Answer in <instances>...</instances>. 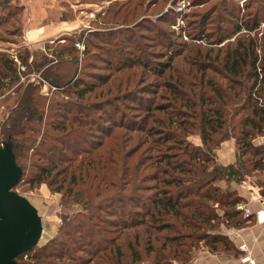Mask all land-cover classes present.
<instances>
[{
	"label": "trees",
	"instance_id": "16d2710c",
	"mask_svg": "<svg viewBox=\"0 0 264 264\" xmlns=\"http://www.w3.org/2000/svg\"><path fill=\"white\" fill-rule=\"evenodd\" d=\"M171 11L166 12L173 13L175 22L177 12ZM213 11L203 13L199 22H186L188 40L171 28L174 22L170 20H161L169 32L145 24V29L165 39L156 42L164 48L158 53L160 59L151 60L156 55L148 50L151 44L143 34L132 32L118 38L116 48L127 44L131 50L122 53L118 47L111 52L119 61L107 66L111 73L93 77L98 83L84 82L76 75L78 61L72 54L75 48L69 43L73 41L70 36L64 38L68 43L47 64L44 49L40 53L29 48L19 51L27 71L33 68L32 73H38L61 94L74 95L79 101L52 100L49 110L54 114L49 117L60 120H45L43 128H28L40 139L19 137L24 135L25 125L16 129L4 124L0 127L1 142L14 155L22 169L21 178L29 185L47 182L54 192L61 193L66 204L80 208L63 216L51 239L16 256L18 264H140L143 257L148 264H186L199 242L211 247L228 245L225 236L212 231L221 225H243L248 217L235 209L244 198L232 184H240L256 172L254 180L264 194V145L252 143L256 135L264 134V103L255 98L264 101V34L257 36L262 19L257 14L245 13L237 21L228 10L231 18H224V22L229 26L218 27L220 36L214 42L210 39L214 34H208L204 27ZM8 21L5 17L0 23ZM96 34L89 33L87 38ZM233 36L232 41L216 45ZM190 47L192 55L182 56ZM84 54L89 50L84 49ZM60 58L68 63L62 72ZM53 62L56 65L44 70ZM140 67L163 78L161 94L148 86L155 84L149 82L137 93L134 87L116 95L122 84L138 77L136 68ZM219 79L226 81L225 86ZM17 82L15 61L0 52V90ZM24 86L23 93L18 91L19 85L13 89V94L17 92L15 103L19 97L18 104H38L39 80H29ZM33 92L38 93L32 97ZM142 92L148 96L143 98ZM101 96L106 98L90 102V98ZM156 96L163 102L155 103ZM128 98L135 100L136 109L146 112L142 120H125L119 106L113 107L122 113V119L89 118V111L107 114L104 107L112 105L111 99L124 105ZM154 111L162 112L167 120H149ZM27 114L26 120L32 119L37 109L33 106ZM36 121L43 120L38 117ZM188 127L199 128L201 145L188 140ZM232 137L236 160L223 165L216 150ZM36 143L39 148L26 164L23 152Z\"/></svg>",
	"mask_w": 264,
	"mask_h": 264
},
{
	"label": "rangeland",
	"instance_id": "374dc122",
	"mask_svg": "<svg viewBox=\"0 0 264 264\" xmlns=\"http://www.w3.org/2000/svg\"><path fill=\"white\" fill-rule=\"evenodd\" d=\"M178 1L179 0H0V21L2 19H5V17H7L9 20L5 24L0 23V47L2 48V51L0 52L8 53L9 55L11 54V56L14 54L16 55L17 60L22 63L18 53L20 50L22 52H25L26 50L25 47L27 45L25 44L23 36L25 33L24 31L26 30V25H29V21L30 25H33L37 21L43 20L45 21L47 26H51V24H58L59 21L60 24H63L65 26V32L61 33L63 35L59 34L57 36L59 38L45 41V44L42 46L45 50L43 51L45 54L44 57L47 58L45 64L49 62L48 60H51V56L59 53L63 45L68 43L65 42L64 38L70 36L73 38V41L69 43L72 44V46H74L75 48V51L72 54L77 56L78 61L76 75H78V78L82 77L84 82L98 83V81L96 80V76L105 75L109 72L111 73L112 68H108L107 66L110 64L113 66L114 63H117L119 61H116V59L113 58L114 55L111 56V52H115L118 47L119 50L122 49V53L126 52L127 50H131V45H119L117 48L116 45H114V42L118 40V38L123 37L126 34L132 32L143 34L146 38L149 39V42L151 44V47L148 48V50L153 51L156 55V58L151 60L161 58V55H159L158 53L164 48L163 45L159 46L156 42L159 39L162 41L164 38H161L162 36L157 35L154 30L153 32H150L144 27L145 24L150 25V28H153V26L155 25V28L157 27L169 32L168 25L163 22L166 19L167 21L170 20V22L173 23L174 17L172 16L173 13H167L166 11L173 10V7H175ZM188 1L190 7L184 14L185 32L187 31L186 22H199V17L202 16L203 13H206L207 10L214 9V11L210 14L209 18L204 24V27L207 28V33L214 34L210 38L213 41L217 38V36H220L218 27L224 28L226 26H229V23L224 22V18L229 19L230 17V14L229 16L227 14L228 10L232 11V19H234V15L238 17L237 21L239 20V16L241 17L243 14L247 13L252 16H256L257 14L259 18H262L260 20V23L264 22V0ZM165 12L167 15L165 14ZM13 14L15 15V17L13 16ZM193 14L199 15L194 16ZM159 18L160 20H157ZM146 20H151L153 22L146 23ZM237 21L233 20V24H235V22L237 23ZM46 30L51 31L48 28H46ZM93 32H97V34L93 37L90 36L88 39L87 35L89 33L92 34ZM86 39H88L90 43H87ZM75 42H80L82 48L76 47L74 45ZM200 46L204 48L203 50L207 49V47H203L202 45ZM27 47L31 50V52H34L31 47ZM43 49H40L39 51L36 50L35 52L40 53ZM84 49L89 50L88 55L84 54ZM189 55H192V47L187 48L186 52L182 54V56ZM175 59L174 61H177ZM30 61L31 59L29 60V62ZM15 63L17 68H19V64H17V62ZM51 64L52 65H47L44 70H47V68H49L50 66L56 65V63L54 62ZM58 64L60 65L59 68L62 72L64 68H67L68 63L64 62L63 58H60ZM32 70L33 68H30L28 70L30 72L29 73L25 67V70L23 72L19 71L20 74L17 70V84L13 87L0 90V127H2L4 124H12V126L16 127V129H20L22 125H25V131H23L24 135H19V137L34 136V138H37L38 140L41 138V136L32 134L28 128H35L38 125H42L41 128H43L45 120H60L57 118V116H55L54 118L49 117V115H51L52 113L54 114V111L49 110L50 102H52V100H56L57 98H65L64 100H75L77 102L79 100H77L74 95L65 96L64 94H61L55 86L51 85L47 80L44 79L45 84H42V80L39 81L40 86L38 88V95H40V97H38V104H18L20 101L19 97L18 102L15 103L16 100L14 98V95L17 92L13 94V89L19 85L18 91L22 90V92L20 93H23V88L25 87L24 84L30 80L29 77L26 78V75L32 74ZM136 70L139 72L138 77H132L131 82L127 85L122 84L121 88L119 89V94L116 95H123L125 92L133 89L134 87H137L136 89H134L137 93V90H140V88L144 84H147L149 82L155 83L154 85L148 86H151V88H155L156 90H158L157 92L160 93L163 91V88L161 87L163 78L155 77L148 71H142L141 67L136 68ZM141 74H144V76H141ZM21 75H24L25 78H20ZM93 77H96V79ZM219 83L225 86L226 81H224L223 79H219ZM42 86H44V90H42ZM25 90L26 89H24V91ZM115 92L116 91H114L111 96H114ZM37 93L33 92L32 97L33 95L36 96ZM139 94H141L143 98H146L148 96L147 93L143 92ZM104 98L106 97L101 96L90 98V102H100L104 100ZM255 98L258 100L259 104L263 105L264 101L262 100V98L258 96H255ZM112 100L113 99H111L112 105H105L104 107L105 111H107V114L100 111H89L91 115V117L89 118H94L95 120H107L108 117L112 118L113 120L122 119V113H116V108L113 106H119L120 109L124 111L123 115L126 116L125 120H142V118L146 116V112L143 111V108L136 109L137 103L135 102V100H132V98L126 99L124 105L133 107V109H125L124 105L120 101ZM159 102L163 101L159 99L158 96H156L155 103ZM33 106L37 109V114H35L32 119L26 120V118L28 117L27 112H30ZM72 111L74 112V110ZM152 116L153 117L149 118V120H152V118L167 120L162 112L154 111L152 113ZM38 117L39 120L43 121L37 122L36 120H38ZM19 119H23L21 124L15 125V122ZM150 124L157 126V124L153 122H151ZM187 131L191 132V134L188 136V140L192 144H194V141L199 138V128L188 127ZM1 136L2 133L0 132V145L2 144ZM36 147L37 149L39 148L37 146V143L24 150L23 158L27 160L25 162L26 164H28V160H31V156L35 152ZM26 180L27 179H24V177L21 178L19 182V184L21 183V185L18 186V184L17 187H15V190L18 193L28 197L32 204L38 209L39 214L45 224L44 230L37 245L40 246L57 234V231L61 223L63 222V216L65 214L73 213L75 210L79 209L80 206L76 204H66L68 202H66V199L61 195V193L54 192L52 190V187H50L47 182H42L38 185H29V182H26ZM201 243L202 242L198 243L199 247ZM191 250L194 252L195 248ZM25 256L26 255L23 256V260H25ZM147 261L148 260L143 257L142 262L147 263ZM26 263L27 261H25V264ZM27 264H31V262L29 261Z\"/></svg>",
	"mask_w": 264,
	"mask_h": 264
},
{
	"label": "crops",
	"instance_id": "0c3cea01",
	"mask_svg": "<svg viewBox=\"0 0 264 264\" xmlns=\"http://www.w3.org/2000/svg\"><path fill=\"white\" fill-rule=\"evenodd\" d=\"M46 28L51 31H47ZM64 29L65 26L60 24L59 21L58 24H51V26H47L43 20H39L33 25H30L29 21V25H26V30L24 31L25 33L23 36L25 44L31 47L34 51L43 49L42 46L45 44V41L59 38L57 36L65 32ZM233 39L234 36L221 42L219 45L224 44L226 41H232ZM27 46L25 48H28ZM0 51H2L1 47ZM261 135L264 134H258L252 139V143L255 146H263V144H258L255 140ZM194 144L201 145L200 135L199 138L194 141ZM236 153L234 137L222 142L220 147L216 150L217 159L223 165L234 163L236 160ZM254 174H256V172H253L252 175L245 177L240 184H232V188L237 189L239 195L244 198V201L241 202L246 203L252 210V213L248 217L246 216L247 219L244 224L239 226L221 225L216 231H212V233H219L225 236L229 241L228 245L224 247L217 243V245L211 247L210 245H206L202 242L200 247L198 246V248L193 252L192 259L186 264H241L240 258L242 256V251L238 247L240 241L245 242L249 246L254 257L255 264H264V223H258L254 215L255 211L262 208L264 209V194L262 188L256 184ZM238 211L242 213L243 217H245L241 210ZM229 228L241 229L237 241H232L227 236L226 231ZM140 264H148V262H141ZM172 264H178V262L174 261Z\"/></svg>",
	"mask_w": 264,
	"mask_h": 264
},
{
	"label": "water",
	"instance_id": "95a60500",
	"mask_svg": "<svg viewBox=\"0 0 264 264\" xmlns=\"http://www.w3.org/2000/svg\"><path fill=\"white\" fill-rule=\"evenodd\" d=\"M22 169L14 155L0 145V264H18L16 256L38 245L44 222L38 209L15 187Z\"/></svg>",
	"mask_w": 264,
	"mask_h": 264
},
{
	"label": "built area",
	"instance_id": "2783aa9c",
	"mask_svg": "<svg viewBox=\"0 0 264 264\" xmlns=\"http://www.w3.org/2000/svg\"><path fill=\"white\" fill-rule=\"evenodd\" d=\"M189 5L190 4L188 0H179L176 3L175 7H173V10H175V12H177L178 15L176 17L175 22L171 25V28L175 30L176 32H179L185 40H188V37L184 30V26H185L184 14L189 9L190 7ZM250 33L252 36L255 34L254 31ZM262 34H264V22H261L257 28V36L260 37ZM200 41L201 40H198L197 42H200ZM74 45L78 48H82V45L80 42H75ZM12 57H13V60L17 62V64H19V68H17L18 73L19 71L23 72L25 70V66L17 60L16 55L13 54ZM27 77H29L31 81L42 80V84H45L44 79H42L39 76V74L32 73V74L26 75V78ZM20 78L24 79L25 76L21 75ZM42 90H44V86H42ZM255 140L258 144L264 145V135L258 136ZM235 208L237 210H241L245 216H249L252 213L251 208L246 203L239 202L236 204ZM254 215L258 223H264V209L263 208L255 211ZM240 231L241 229L229 228L226 231V234L232 241L233 240L237 241L240 235ZM238 247L242 251V256L240 258L241 264H255V260H254V257L251 253L249 246L245 242L240 241Z\"/></svg>",
	"mask_w": 264,
	"mask_h": 264
}]
</instances>
